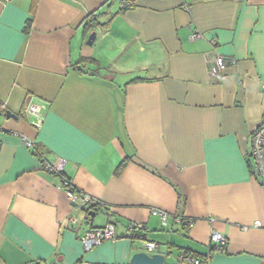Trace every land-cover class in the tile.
Returning a JSON list of instances; mask_svg holds the SVG:
<instances>
[{
	"label": "crops",
	"instance_id": "crops-1",
	"mask_svg": "<svg viewBox=\"0 0 264 264\" xmlns=\"http://www.w3.org/2000/svg\"><path fill=\"white\" fill-rule=\"evenodd\" d=\"M130 1L0 2V264H131L146 252L127 238L134 223L164 264L186 253L264 264V188L251 158L264 122V0ZM216 56L235 62L211 74ZM31 99L48 106L40 130L26 116ZM23 138L64 160L101 206L78 212ZM154 209L195 225L164 229ZM108 223L116 241L86 252L80 239Z\"/></svg>",
	"mask_w": 264,
	"mask_h": 264
},
{
	"label": "built area",
	"instance_id": "built-area-1",
	"mask_svg": "<svg viewBox=\"0 0 264 264\" xmlns=\"http://www.w3.org/2000/svg\"><path fill=\"white\" fill-rule=\"evenodd\" d=\"M2 3H8L10 0H0ZM124 7L133 6V2L130 0H122ZM186 10H190V5L186 4ZM203 38V34L196 32L190 36V39L195 41ZM233 59H227L223 56H216L213 59L209 60V65H211L210 73L220 75L225 71V69L234 64ZM4 108L3 106L1 109ZM48 109V106L45 103L37 104L33 99L29 101L26 108V116L33 119L31 125L40 130L43 126L45 114L44 111ZM24 144L27 148L34 151L39 157L42 169L51 174L58 176L61 179V189L65 191L68 196L69 201L76 207L77 211H85L87 208L93 206L100 207L101 203L95 198L87 195L85 193L79 192L71 179H69L64 173L65 161L62 159H55L49 161L46 156L41 154L37 149V143L32 140H27L23 138ZM252 166H253V175L255 179L260 183L264 188V122L259 125L255 131L252 133ZM151 215L160 220V223L164 229L171 227V219L176 223L184 225L185 229L188 230L195 225V220L185 219L181 217L171 216L168 212L160 209H154L151 211ZM70 224L74 225L77 220L75 216H72L69 219ZM260 227L259 224L255 225ZM247 230V228H243ZM145 230L144 225L140 223H134L128 228L127 238L131 240H137L138 237H142L143 247L148 254H153L157 251L158 245L154 242L147 241L143 237V232ZM86 252H90L93 249L100 247L106 242L116 241V227L113 223H108L103 228H92L90 229L81 239H80ZM210 241L213 244H216L220 248H225L228 245V240L221 234L212 232ZM211 259L208 255L205 259H200L191 254L180 255L176 264H210ZM55 264V263H53Z\"/></svg>",
	"mask_w": 264,
	"mask_h": 264
},
{
	"label": "water",
	"instance_id": "water-1",
	"mask_svg": "<svg viewBox=\"0 0 264 264\" xmlns=\"http://www.w3.org/2000/svg\"><path fill=\"white\" fill-rule=\"evenodd\" d=\"M97 37V33L93 32L87 41L88 45H93L94 40ZM6 116L9 119L18 120V117L12 114L10 111L6 112ZM93 215V212L91 213ZM165 256L159 254H148L147 252L136 253L133 255L131 264H164Z\"/></svg>",
	"mask_w": 264,
	"mask_h": 264
},
{
	"label": "trees",
	"instance_id": "trees-1",
	"mask_svg": "<svg viewBox=\"0 0 264 264\" xmlns=\"http://www.w3.org/2000/svg\"><path fill=\"white\" fill-rule=\"evenodd\" d=\"M133 6H126L124 7V10L126 9H129V8H132ZM98 15L96 13H93V14H90L88 17H87V25H86V28H92V26L94 25V23L96 22V19H97ZM124 166V162L120 164L119 166V169H121L122 167ZM96 206H93L91 207L90 209H93L95 210ZM131 226V225H130ZM129 226V227H130ZM143 235V234H142ZM139 239H141L142 237H138ZM186 254H190V253H186ZM196 257V256H195Z\"/></svg>",
	"mask_w": 264,
	"mask_h": 264
}]
</instances>
